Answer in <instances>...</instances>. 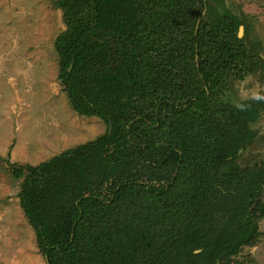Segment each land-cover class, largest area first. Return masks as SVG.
Here are the masks:
<instances>
[{
	"label": "trees",
	"instance_id": "trees-1",
	"mask_svg": "<svg viewBox=\"0 0 264 264\" xmlns=\"http://www.w3.org/2000/svg\"><path fill=\"white\" fill-rule=\"evenodd\" d=\"M55 5L63 89L108 127L11 167L48 264H244L235 257L262 235L264 159H238L264 102L240 111L223 91L264 69L239 35L246 16L224 0Z\"/></svg>",
	"mask_w": 264,
	"mask_h": 264
},
{
	"label": "rangeland",
	"instance_id": "rangeland-1",
	"mask_svg": "<svg viewBox=\"0 0 264 264\" xmlns=\"http://www.w3.org/2000/svg\"><path fill=\"white\" fill-rule=\"evenodd\" d=\"M55 1L0 0V264H48L24 215L19 197L23 179L13 176L12 165L39 164L108 127L101 117L79 114L63 89L54 41L66 24ZM224 2L246 16L249 27L242 25L240 36L246 35L248 45L259 44L264 58V0ZM250 76L252 84L264 86V69ZM237 80L223 91L232 99ZM252 127L256 137L240 152L242 165L264 159V112ZM259 228V242L235 257L244 264H264V217Z\"/></svg>",
	"mask_w": 264,
	"mask_h": 264
},
{
	"label": "clouds",
	"instance_id": "clouds-1",
	"mask_svg": "<svg viewBox=\"0 0 264 264\" xmlns=\"http://www.w3.org/2000/svg\"><path fill=\"white\" fill-rule=\"evenodd\" d=\"M251 81L252 77L249 75L235 82L237 95L231 101L235 109L245 111L250 107V101L264 102V86L252 84Z\"/></svg>",
	"mask_w": 264,
	"mask_h": 264
},
{
	"label": "water",
	"instance_id": "water-1",
	"mask_svg": "<svg viewBox=\"0 0 264 264\" xmlns=\"http://www.w3.org/2000/svg\"><path fill=\"white\" fill-rule=\"evenodd\" d=\"M242 30H243V26L240 27L239 35L241 34ZM111 129H112V124H110V130H111Z\"/></svg>",
	"mask_w": 264,
	"mask_h": 264
}]
</instances>
